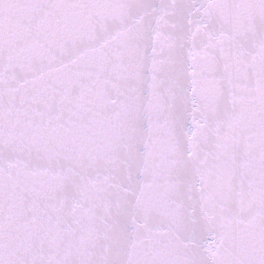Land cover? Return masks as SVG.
Wrapping results in <instances>:
<instances>
[{
	"label": "snow or ice",
	"instance_id": "obj_1",
	"mask_svg": "<svg viewBox=\"0 0 264 264\" xmlns=\"http://www.w3.org/2000/svg\"><path fill=\"white\" fill-rule=\"evenodd\" d=\"M0 264H264V0H0Z\"/></svg>",
	"mask_w": 264,
	"mask_h": 264
}]
</instances>
